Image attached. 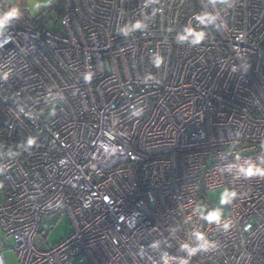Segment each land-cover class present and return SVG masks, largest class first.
Returning a JSON list of instances; mask_svg holds the SVG:
<instances>
[{"label":"built area","instance_id":"2783aa9c","mask_svg":"<svg viewBox=\"0 0 264 264\" xmlns=\"http://www.w3.org/2000/svg\"><path fill=\"white\" fill-rule=\"evenodd\" d=\"M49 12L0 33V229L17 264H264V177L240 173L264 169V0ZM217 188L236 193L227 229L202 218ZM62 213L71 231L45 247Z\"/></svg>","mask_w":264,"mask_h":264},{"label":"rangeland","instance_id":"374dc122","mask_svg":"<svg viewBox=\"0 0 264 264\" xmlns=\"http://www.w3.org/2000/svg\"><path fill=\"white\" fill-rule=\"evenodd\" d=\"M53 0L41 9L32 13L29 11L27 6V0H0V8L6 12L12 7H16L20 10V14L17 19L24 25H30L31 20L36 18L40 20L43 17H47L49 12V7L51 6ZM0 14L2 12L0 11ZM223 191L222 188H217L206 193V197L210 199L212 208H220L222 213H225L226 206H221L219 204V194ZM3 198V189L0 184V200ZM211 208V209H212ZM42 229L47 231L48 234L44 241V246H51L67 236L71 231V223L69 217L65 214H53L45 217ZM0 251L3 253L5 264H17L16 254L13 249V240L5 239L1 234L0 229ZM75 264H89L87 260L77 261Z\"/></svg>","mask_w":264,"mask_h":264},{"label":"clouds","instance_id":"9594fccd","mask_svg":"<svg viewBox=\"0 0 264 264\" xmlns=\"http://www.w3.org/2000/svg\"><path fill=\"white\" fill-rule=\"evenodd\" d=\"M51 0H27V6L30 12L36 13L38 12L41 7L47 6ZM20 14V10L16 7L10 8L8 11L0 14V33H2L8 26H9V21L17 18ZM139 26V25H138ZM177 38L181 41L185 39L183 35L178 34ZM202 39L199 37L196 38L195 43H200ZM7 42V41H5ZM162 63V59H160L157 63H155L156 66H159ZM29 145L33 143L32 140H29L27 142ZM240 173L243 175L244 178H251L253 176H259V177H264V169L255 167L251 164L245 169L243 167L240 168ZM236 197V193L229 192L228 190H223L219 194V204L221 206L228 204L230 200ZM201 212H204V209L201 208ZM222 217V212L220 208H212L207 211L205 215H203V219L208 222L209 224L215 223L217 225L222 224L223 228L227 229L229 227V224L224 223L221 219ZM196 239L198 241H203L202 244H198L197 248H190L187 243L181 245L182 249L187 250L188 256H192L196 254L197 249H207L208 241L205 239L203 233L198 232L196 234ZM182 264H188V260H183Z\"/></svg>","mask_w":264,"mask_h":264},{"label":"water","instance_id":"95a60500","mask_svg":"<svg viewBox=\"0 0 264 264\" xmlns=\"http://www.w3.org/2000/svg\"><path fill=\"white\" fill-rule=\"evenodd\" d=\"M5 119H6L5 114L0 109V126L4 125Z\"/></svg>","mask_w":264,"mask_h":264},{"label":"trees","instance_id":"16d2710c","mask_svg":"<svg viewBox=\"0 0 264 264\" xmlns=\"http://www.w3.org/2000/svg\"><path fill=\"white\" fill-rule=\"evenodd\" d=\"M36 21H37V19H36V18H33V19L31 20V23H36ZM0 184H1V186L3 187V180H2L1 175H0Z\"/></svg>","mask_w":264,"mask_h":264}]
</instances>
